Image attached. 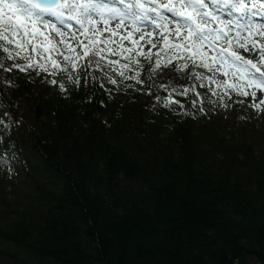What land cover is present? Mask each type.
<instances>
[{"label": "trees", "instance_id": "obj_1", "mask_svg": "<svg viewBox=\"0 0 264 264\" xmlns=\"http://www.w3.org/2000/svg\"><path fill=\"white\" fill-rule=\"evenodd\" d=\"M41 40L21 55L43 53L51 69L60 58ZM156 45L128 52L105 40L102 67L77 68L83 86L69 92L50 83L63 73L6 71L23 61L0 50V264H264V133L252 97L217 102L223 88L207 77L235 81L199 64L148 71L140 51L162 65L174 54ZM129 56L144 83H107L108 61ZM169 97L179 103L164 107Z\"/></svg>", "mask_w": 264, "mask_h": 264}, {"label": "snow or ice", "instance_id": "obj_2", "mask_svg": "<svg viewBox=\"0 0 264 264\" xmlns=\"http://www.w3.org/2000/svg\"><path fill=\"white\" fill-rule=\"evenodd\" d=\"M123 2L124 0H121V3ZM127 7L130 11L133 8L138 10L131 11L133 22L147 20L157 29H166V32L161 34L163 41L167 42L169 35L174 41L170 48L176 51L168 56L163 65L160 63L158 53L154 59L149 53L139 52V56L149 64L148 71L156 73L171 64L173 59L184 61L178 71L188 69L189 65L199 64V67L209 72L222 73L225 77L231 76L235 81L229 83L228 80L217 81L214 77H207L212 83L223 88L222 93L215 90L212 92L218 97L217 102L225 101V97L231 99L234 93L241 97L251 96L253 98L251 106L264 110L261 109L264 100L256 103L257 91H264V24L253 22L254 17L264 16V3L260 0L255 2L254 0H147V3L143 0H135V3L128 4ZM106 13L111 14L110 18ZM224 14L229 19H223ZM125 15L120 9L99 4L97 0H0V50L7 54L6 60L23 61V63H13L5 70L11 72L17 69L25 73L35 71L37 74L44 72L53 76L63 73V81L51 80L50 83L58 85L63 92L74 91L76 86H83L81 78L75 75L76 69H85L93 64L98 68L102 67L101 61L106 58L104 56L106 47L100 45L105 44L103 36L109 31L110 19L116 21L115 29H120L124 25ZM97 17L103 18L104 27H99L100 21ZM54 21L68 29H72L71 22L74 21L80 26L77 32L84 35L87 42L81 40L76 32H72L69 36L62 27H57ZM169 25L173 26L170 30ZM43 29L51 31L46 34ZM52 33L63 39L55 41ZM88 33H92V36L89 37ZM96 33L102 37L99 43L95 39ZM110 35L115 36L116 30H112ZM128 35L131 36L132 33L129 32ZM151 35L152 33H147V36ZM41 38L47 40L49 45L44 51L60 58L52 60L51 69L40 62L45 59L43 53H40V61L35 60L32 55H21L22 52H27L29 46L33 53H37V47L32 41ZM139 38L145 40V34H140ZM69 39L72 41L71 44L67 43ZM147 43L157 47L151 40ZM12 45H15L14 50L9 47ZM60 45L64 47L61 48ZM107 51L116 54L115 49H107ZM125 51L131 52L132 49L127 48ZM241 51L256 53L257 59L246 58ZM126 59L128 63L125 64L108 61V70L113 75L105 71L107 83L117 85L124 80L144 83L140 78L139 70L143 67L140 59H133L131 56ZM81 60L85 63H80ZM114 65H119V68L113 70ZM3 68L4 64L0 61V69ZM125 70L133 71L135 74L126 75ZM114 75H118L121 80L113 78ZM194 76L197 79L204 78L203 73ZM2 82L0 79V83ZM65 82L72 87L66 88ZM87 82L86 80L85 83ZM88 99L90 100L91 97ZM178 103L170 97L163 100V106L166 108ZM224 106L228 105L225 103ZM8 159L14 160L15 154L10 155Z\"/></svg>", "mask_w": 264, "mask_h": 264}, {"label": "rangeland", "instance_id": "obj_3", "mask_svg": "<svg viewBox=\"0 0 264 264\" xmlns=\"http://www.w3.org/2000/svg\"><path fill=\"white\" fill-rule=\"evenodd\" d=\"M114 7L120 9V7H118V6H114ZM109 15H111V14L109 13ZM124 20H125L124 25L122 27H124L126 30L115 29L116 21L111 20L112 22H110L108 25L109 31L104 33L107 35L106 38L115 39L113 41H116L120 44H125V45L131 44V43H133V41H135L134 44L146 45V44H149V43H147L148 40H151L153 43H155L156 40L160 37V33L158 34L156 28L151 29L150 26H145L143 24L139 25L138 24L139 20L133 22V19L128 14L125 15ZM99 27H101V28L104 27L103 23H100ZM171 28L172 27H170V29ZM137 29H138V31H137ZM112 30H116L115 36L110 35V32ZM129 32L132 33L131 36L128 35ZM147 33H152V35L147 36ZM140 34H145V40H140V38H139ZM260 100H264V91L258 90L257 97H256V103H259ZM252 103H253V98L250 100V104L248 105L249 114L251 116L257 118L255 120L258 122V125L260 127H262L263 133H264V110H258L257 108L252 107L251 106ZM261 109H264V105L261 106Z\"/></svg>", "mask_w": 264, "mask_h": 264}]
</instances>
